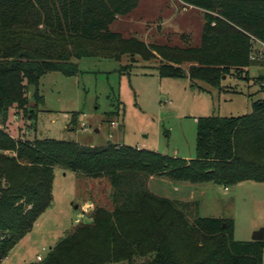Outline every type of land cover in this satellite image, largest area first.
Listing matches in <instances>:
<instances>
[{"label": "trees", "instance_id": "trees-1", "mask_svg": "<svg viewBox=\"0 0 264 264\" xmlns=\"http://www.w3.org/2000/svg\"><path fill=\"white\" fill-rule=\"evenodd\" d=\"M182 1L206 12L199 46L112 31L140 0H0V264L52 205L57 167L107 177L114 207L96 206L88 222L30 264H264V239L238 240L233 219L200 216L195 202L158 195L148 185L155 176L226 187L264 182V97L249 114L200 117L192 159L115 143L31 140L8 129L14 114L36 119L31 86L51 71L78 74L82 57L156 59L161 77L220 89L230 76L264 82V60L251 57L256 39L264 42V0Z\"/></svg>", "mask_w": 264, "mask_h": 264}, {"label": "rangeland", "instance_id": "rangeland-1", "mask_svg": "<svg viewBox=\"0 0 264 264\" xmlns=\"http://www.w3.org/2000/svg\"><path fill=\"white\" fill-rule=\"evenodd\" d=\"M206 21L205 10L182 0H140L110 29L147 43L187 47L201 44ZM137 58L82 57L76 60L80 70L76 75L44 74L39 86L29 91V107L36 119L22 120L14 114L9 131L31 140L48 138L89 146L115 143L192 159L197 155L200 117L249 114L253 102L264 97L254 79L230 76L220 89L201 80L161 77L156 67L159 60ZM252 72L256 73L254 68ZM148 185L158 195L195 202L200 216L233 219L236 239H252L255 231L264 229V182L244 181L226 189L213 182L192 184L155 176ZM112 192L107 177H87L57 167L52 205L2 264H28L38 254L45 257L76 225L88 222L96 206L112 209Z\"/></svg>", "mask_w": 264, "mask_h": 264}, {"label": "built area", "instance_id": "built-area-1", "mask_svg": "<svg viewBox=\"0 0 264 264\" xmlns=\"http://www.w3.org/2000/svg\"><path fill=\"white\" fill-rule=\"evenodd\" d=\"M260 47L258 51L252 53L253 59H263L264 60V42L256 39V47ZM260 85L264 86V82H261ZM44 257L42 255L37 256V260H42Z\"/></svg>", "mask_w": 264, "mask_h": 264}, {"label": "water", "instance_id": "water-1", "mask_svg": "<svg viewBox=\"0 0 264 264\" xmlns=\"http://www.w3.org/2000/svg\"><path fill=\"white\" fill-rule=\"evenodd\" d=\"M261 73L264 74V68L261 70ZM263 239H264V229L263 228L254 232L252 236V240H263Z\"/></svg>", "mask_w": 264, "mask_h": 264}, {"label": "crops", "instance_id": "crops-1", "mask_svg": "<svg viewBox=\"0 0 264 264\" xmlns=\"http://www.w3.org/2000/svg\"><path fill=\"white\" fill-rule=\"evenodd\" d=\"M257 68H259V67H257ZM262 69H263V68H262ZM120 145H121V144H120ZM152 179H153V177H152L150 180H152ZM226 189H227V187H226ZM85 208H86V207H85ZM88 212H89V210H88V208H86V212H85V213H88ZM91 212H92V211H91ZM91 212H90V213H91ZM234 235H236V234H235V230H234ZM235 237H236V236H235ZM238 240H240V239H238ZM249 240H250V239H249ZM43 248H44V247H43ZM38 255H39V254H38ZM38 255H37V256H38ZM36 259H37V258H36ZM35 261H36V260H35ZM31 262H33V260L30 261V263H31ZM30 263H28V264H30Z\"/></svg>", "mask_w": 264, "mask_h": 264}]
</instances>
